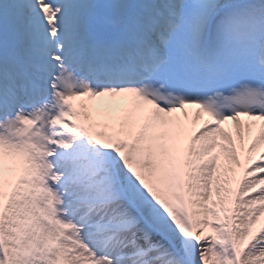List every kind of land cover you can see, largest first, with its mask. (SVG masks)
<instances>
[{
	"label": "snow or ice",
	"instance_id": "obj_1",
	"mask_svg": "<svg viewBox=\"0 0 264 264\" xmlns=\"http://www.w3.org/2000/svg\"><path fill=\"white\" fill-rule=\"evenodd\" d=\"M262 145L264 0H0V264H264Z\"/></svg>",
	"mask_w": 264,
	"mask_h": 264
},
{
	"label": "bare ground",
	"instance_id": "obj_2",
	"mask_svg": "<svg viewBox=\"0 0 264 264\" xmlns=\"http://www.w3.org/2000/svg\"><path fill=\"white\" fill-rule=\"evenodd\" d=\"M98 102H99V100L94 101L93 105H99L100 102H99V103H98ZM189 113H190V112H189ZM195 113H196V110H192V112L190 113V116H189L188 120L186 121L188 129H189L190 126L192 125V121L198 119V118L196 117ZM199 120H200V119H199ZM253 123H255V124L257 125V127H255V128L253 129L251 137H252L257 131H258V133H259V128H258L259 122H253ZM224 127L229 128V130L233 131V133L235 134V132H236L235 123H234L232 126L227 125V126H224ZM245 130H247L246 127H245ZM248 139H249V138H248ZM263 147H264V145H262V146L260 147V149H263ZM242 156H243V154H242ZM242 159H243V158H242ZM260 223H261V224L264 223V216L261 217L260 221L256 224L255 227H256V228H259V224H260ZM208 231H209V230L206 229V231H205L204 234H207Z\"/></svg>",
	"mask_w": 264,
	"mask_h": 264
}]
</instances>
